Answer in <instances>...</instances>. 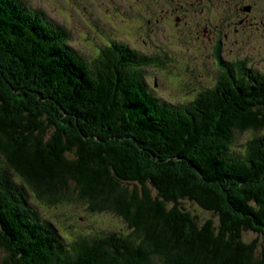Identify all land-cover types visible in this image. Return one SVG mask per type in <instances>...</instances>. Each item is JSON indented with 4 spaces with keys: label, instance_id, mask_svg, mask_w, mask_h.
<instances>
[{
    "label": "trees",
    "instance_id": "obj_1",
    "mask_svg": "<svg viewBox=\"0 0 264 264\" xmlns=\"http://www.w3.org/2000/svg\"><path fill=\"white\" fill-rule=\"evenodd\" d=\"M27 9L0 0V264H264V241L243 237L264 240V134L232 147L264 131V76L240 64L187 103L159 102L155 61L130 47L87 61ZM30 198L115 214L127 232L68 238Z\"/></svg>",
    "mask_w": 264,
    "mask_h": 264
},
{
    "label": "flooded vegetation",
    "instance_id": "obj_2",
    "mask_svg": "<svg viewBox=\"0 0 264 264\" xmlns=\"http://www.w3.org/2000/svg\"><path fill=\"white\" fill-rule=\"evenodd\" d=\"M46 1L47 7L35 11L49 19L88 21L89 33L103 37V47H167V35L176 36L181 47L211 48L213 67L203 68L205 78L215 77V83L225 71L237 74L240 64H250L256 69L253 71L264 76V0ZM129 25L135 26L132 35ZM56 26L67 29L65 24ZM160 32L166 33V41L158 38ZM239 47H254L253 56L246 55L240 64L234 53ZM148 58L155 61L153 65L159 62L156 57ZM202 91L192 89L188 93L197 96Z\"/></svg>",
    "mask_w": 264,
    "mask_h": 264
},
{
    "label": "rangeland",
    "instance_id": "obj_3",
    "mask_svg": "<svg viewBox=\"0 0 264 264\" xmlns=\"http://www.w3.org/2000/svg\"><path fill=\"white\" fill-rule=\"evenodd\" d=\"M22 2L29 10L48 6L46 0H22ZM44 19L55 26L65 24L67 29L62 30V32L70 38L68 45L87 61H91L97 49L103 47V37L99 39L89 33L90 23L88 21L79 20L80 22L76 23L61 18L49 19L48 16H45ZM116 24L119 25V21H116ZM134 27L133 25L127 27L131 35ZM160 33L162 34H159L158 38L166 41V33ZM167 40V47H130L141 55L156 57L159 60L155 65L145 69V82L159 102L174 105L187 103L195 98V94L188 93V91L193 89L194 92H199L216 85L215 77L205 78V69L203 68L205 66L213 67L210 47H181L179 38L170 35H167ZM172 44H178L179 47H171ZM253 49L254 47L235 48L237 63L240 64L246 55L253 56ZM246 68L256 70L254 67H250V64ZM213 76H216V73H213ZM263 134L264 131L235 132L232 136V147L240 152L250 138ZM3 170H5L4 163L0 156V171ZM29 202L37 210L40 217H44L55 224L59 233L68 238H75L78 235L101 236L109 233L127 232L124 221L117 215L108 212L91 213L81 203L73 206L44 207L39 206L33 198H30ZM181 203H183L184 209L189 211L200 224L213 220L218 225V218L212 212L201 209L196 203L189 200H182ZM243 237L247 242L258 239V244H261L264 241L263 237L253 232H245Z\"/></svg>",
    "mask_w": 264,
    "mask_h": 264
},
{
    "label": "water",
    "instance_id": "obj_4",
    "mask_svg": "<svg viewBox=\"0 0 264 264\" xmlns=\"http://www.w3.org/2000/svg\"><path fill=\"white\" fill-rule=\"evenodd\" d=\"M155 85H156V83H155Z\"/></svg>",
    "mask_w": 264,
    "mask_h": 264
}]
</instances>
